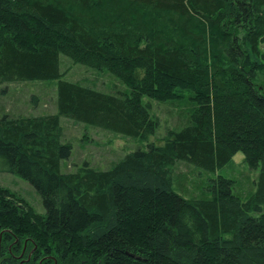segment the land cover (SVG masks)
<instances>
[{"label": "trees", "instance_id": "obj_1", "mask_svg": "<svg viewBox=\"0 0 264 264\" xmlns=\"http://www.w3.org/2000/svg\"><path fill=\"white\" fill-rule=\"evenodd\" d=\"M60 55L115 76L108 94L61 80ZM57 81L56 114L0 117V264H264V0H0V83ZM192 93L189 123L110 168L62 173L60 118L140 141L149 103ZM241 153L245 199L222 176L173 189L178 164L214 173Z\"/></svg>", "mask_w": 264, "mask_h": 264}, {"label": "rangeland", "instance_id": "obj_2", "mask_svg": "<svg viewBox=\"0 0 264 264\" xmlns=\"http://www.w3.org/2000/svg\"><path fill=\"white\" fill-rule=\"evenodd\" d=\"M59 60L63 81L78 83L108 94L129 91L124 84L107 71L101 72L80 64H73L64 55H60ZM56 87V80L0 83V117L3 115L11 118L36 117L56 114ZM180 95V100L175 103L143 98L144 103L150 104L151 115L158 123L155 134L147 141L60 118L62 142L71 146L69 158L61 163V172H73L76 167L84 163L93 169L105 170L131 152L147 150L149 145L162 146L163 138L168 130L178 131L189 123V112L193 108L189 100L192 93L188 90H181ZM174 175V191L181 194L180 189L185 190L186 194L181 195L187 198V194L199 195L202 183L222 176L233 180V192L241 199H245L255 190L258 170L250 169L245 164L243 155L237 153L229 164L217 169L214 173L207 174L192 166L178 164ZM0 186L27 201L37 213H44L40 197L23 179L15 175L0 173ZM261 210L264 212V206Z\"/></svg>", "mask_w": 264, "mask_h": 264}]
</instances>
